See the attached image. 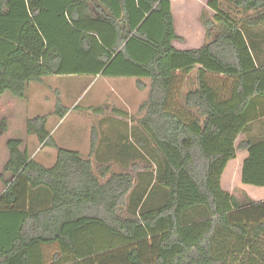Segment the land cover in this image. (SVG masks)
<instances>
[{"label": "trees", "instance_id": "trees-1", "mask_svg": "<svg viewBox=\"0 0 264 264\" xmlns=\"http://www.w3.org/2000/svg\"><path fill=\"white\" fill-rule=\"evenodd\" d=\"M207 6L215 16L201 15L204 45L180 50L172 0H0V97L28 102L29 85L53 76L151 81L142 127L162 156L166 196L154 210L140 196V213L121 216L135 177L96 172L95 131L84 159L57 147L47 117L28 119L0 148V264H236L250 249L246 264H264V201L240 205L223 189L238 152H247L242 185L264 188V141L238 143L264 118V64L229 15L251 13L256 28L264 0ZM68 113L58 100L55 115ZM8 133L2 118L0 141ZM30 137L57 150L53 168L31 158ZM197 210L207 216L187 221Z\"/></svg>", "mask_w": 264, "mask_h": 264}, {"label": "rangeland", "instance_id": "rangeland-1", "mask_svg": "<svg viewBox=\"0 0 264 264\" xmlns=\"http://www.w3.org/2000/svg\"><path fill=\"white\" fill-rule=\"evenodd\" d=\"M172 1L177 31L183 38L182 42L175 43L176 48L180 50L200 48L203 40L193 44L192 40L196 37L189 39L183 35L181 24L191 12L195 25L202 28L200 18L204 10H207L212 18L215 16L207 6L210 0ZM188 5L192 11L187 10ZM229 15L241 21L242 30L257 47L255 55L259 64H264V24L249 28L246 21L249 17L252 18V14L242 10ZM142 84L144 88L140 89L136 79L93 76H53L46 78L42 84L31 83L27 90L28 102H19L9 95L0 98V120L7 118L9 125V133L0 141V148L7 139L21 138L20 134L28 119L44 116L48 118V130L58 148L90 157L95 131L96 146L92 159L96 172L110 167L115 173H131L135 177L133 195L128 197L120 215L130 218L134 211L139 214L143 205L136 207L133 202L140 196L147 198L143 210L160 208L166 198L159 185L162 176V156L142 127V122L146 118V111L142 106L148 101L150 82L142 81ZM58 100L69 111L64 120L55 115ZM248 137L255 142L264 141L263 118L252 122L247 134L241 136L238 143ZM27 147L37 162L45 158L55 161L57 156L56 149L51 147L43 149L35 137L27 139ZM4 149L6 150L5 147ZM237 155V159L229 164L224 174L223 189L232 194L240 205L249 203L250 199L263 202L264 188L245 186L239 180L241 165L247 157V152H238ZM152 187L154 188L151 189ZM206 216L205 211L197 210L189 213L186 220L198 221ZM257 244L264 252V243ZM252 251L250 249L244 255H236L233 262L248 263Z\"/></svg>", "mask_w": 264, "mask_h": 264}, {"label": "crops", "instance_id": "crops-1", "mask_svg": "<svg viewBox=\"0 0 264 264\" xmlns=\"http://www.w3.org/2000/svg\"><path fill=\"white\" fill-rule=\"evenodd\" d=\"M190 0H188V2H189ZM193 1V0H192ZM172 4H173V1H172ZM188 4H190V3H188ZM193 4H195L194 2H193ZM191 7L188 5V8H187V10H189V11H192L191 9H190ZM173 9V8H172ZM173 15H174V21H175V28H176V32H177V34H178V36H179V33H178V31H177V20H175V14H174V11H173ZM187 18L185 19V20H183L184 22H183V24H181V28H182V34L183 35H185L186 37H189V39L190 38H194V37H196V38H194L192 41H193V44H197V43H200V40L202 39L203 40V44L201 45V47L204 45V43H205V39H206V30L204 29V27H202V28H198L195 24V22H194V20L192 19V13L190 12V15H187L186 16ZM185 24V26H183ZM195 27H197V28H195ZM193 32V33H192ZM189 36H188V35ZM191 34V35H190ZM175 43L176 42H174V46H175ZM176 47V46H175ZM200 47V48H201ZM188 50H191V49H188ZM256 56V55H255ZM257 58V57H256ZM257 60H258V58H257ZM137 81V80H136ZM143 82L144 81H149L150 82V84H149V93H150V85H151V81L149 80V79H143L142 80ZM146 84V83H145ZM1 98V97H0ZM263 120H264V118H263ZM259 121V120H258ZM255 122H257V121H255ZM47 130H48V124H47ZM49 131V130H48ZM50 132V131H49ZM51 134V133H50ZM52 136V135H51ZM31 138V137H30ZM40 147H43V145H41L40 144ZM44 149V148H43ZM80 154V153H79ZM81 155V154H80ZM31 156V155H30ZM84 159H89L90 157H84L83 155H81ZM31 158L34 160V161H36L34 158H33V156H31ZM91 159V161L93 162V165H94V168H95V164H94V161H93V159H92V157L90 158ZM37 162V161H36ZM56 162H57V156H56V158H55V161H52V159H47V158H45V159H43L42 161H38V163L39 164H41L42 166H44L45 168H47V169H51V168H53L55 165H56ZM230 164V163H229ZM229 166V165H228ZM242 166V165H241ZM241 179V176H240V178H239V180ZM237 180H238V178H237Z\"/></svg>", "mask_w": 264, "mask_h": 264}]
</instances>
